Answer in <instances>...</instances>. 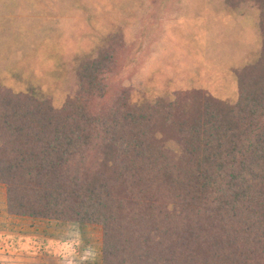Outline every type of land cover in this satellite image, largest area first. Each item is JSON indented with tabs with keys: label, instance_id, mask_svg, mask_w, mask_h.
I'll return each instance as SVG.
<instances>
[{
	"label": "trees",
	"instance_id": "obj_1",
	"mask_svg": "<svg viewBox=\"0 0 264 264\" xmlns=\"http://www.w3.org/2000/svg\"><path fill=\"white\" fill-rule=\"evenodd\" d=\"M222 1L260 37L235 99L111 92L120 39L78 62L61 100L0 81L7 214L100 226L101 264H264V0Z\"/></svg>",
	"mask_w": 264,
	"mask_h": 264
},
{
	"label": "rangeland",
	"instance_id": "obj_2",
	"mask_svg": "<svg viewBox=\"0 0 264 264\" xmlns=\"http://www.w3.org/2000/svg\"><path fill=\"white\" fill-rule=\"evenodd\" d=\"M222 0H0V81L61 100L83 57L121 40L113 93L132 101L201 89L237 97L233 70L257 57L256 19ZM119 67V68H118ZM101 228L16 217L0 185V264H101Z\"/></svg>",
	"mask_w": 264,
	"mask_h": 264
}]
</instances>
